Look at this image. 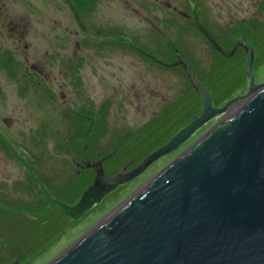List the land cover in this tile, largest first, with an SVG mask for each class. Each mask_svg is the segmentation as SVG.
Wrapping results in <instances>:
<instances>
[{"label":"rangeland","instance_id":"rangeland-1","mask_svg":"<svg viewBox=\"0 0 264 264\" xmlns=\"http://www.w3.org/2000/svg\"><path fill=\"white\" fill-rule=\"evenodd\" d=\"M243 43L264 83V0H0V264H48L227 117ZM185 66L238 99L157 152L199 112Z\"/></svg>","mask_w":264,"mask_h":264},{"label":"water","instance_id":"water-1","mask_svg":"<svg viewBox=\"0 0 264 264\" xmlns=\"http://www.w3.org/2000/svg\"><path fill=\"white\" fill-rule=\"evenodd\" d=\"M244 45L245 102L48 264H264V83L252 82ZM187 70L201 112L157 152L177 147L238 99L214 107Z\"/></svg>","mask_w":264,"mask_h":264},{"label":"flooded vegetation","instance_id":"flooded-vegetation-1","mask_svg":"<svg viewBox=\"0 0 264 264\" xmlns=\"http://www.w3.org/2000/svg\"><path fill=\"white\" fill-rule=\"evenodd\" d=\"M208 31V30H207ZM225 35L224 36H226V37H232V33L230 34V33H228L227 31H225V33H224ZM214 39V38H213ZM88 41H90V40H88ZM217 43H219L221 46H222V48L226 51L227 50V48H226V46H225V44H224V42L223 41H221V40H215ZM95 43V42H94ZM100 44V43H99ZM219 45V46H220ZM213 48H215L214 46H213ZM254 48V47H253ZM216 50H217V48H215ZM255 49V48H254ZM239 54L240 53H238L237 55L239 56ZM220 55H222V54H220ZM223 57V56H222ZM245 57V56H244ZM224 58V57H223ZM185 71V70H184ZM211 99H212V97H211ZM212 103H213V101H212ZM213 105H214V103H213ZM215 106V105H214ZM200 110H201V107L199 108V112H198V114L196 115V116H198L199 115V113H200ZM167 141V140H166ZM150 153V152H149ZM149 153H147V154H149Z\"/></svg>","mask_w":264,"mask_h":264},{"label":"bare ground","instance_id":"bare-ground-1","mask_svg":"<svg viewBox=\"0 0 264 264\" xmlns=\"http://www.w3.org/2000/svg\"><path fill=\"white\" fill-rule=\"evenodd\" d=\"M245 100L246 99H243V100L239 101V103L237 105L235 104L234 107L232 108V112L235 111L243 102H245ZM229 112H231V110Z\"/></svg>","mask_w":264,"mask_h":264},{"label":"trees","instance_id":"trees-1","mask_svg":"<svg viewBox=\"0 0 264 264\" xmlns=\"http://www.w3.org/2000/svg\"><path fill=\"white\" fill-rule=\"evenodd\" d=\"M197 114H198V113H197ZM195 117H196V115H194L193 118H195ZM182 126H184V124H183ZM182 126H181V127H182ZM181 127H179L177 130H179ZM177 130H176V131H177ZM176 131H175V132H176ZM175 132H174V133H175ZM171 136H172V135H171ZM171 136H170L168 139H170ZM166 142H167V141H165L164 143H162V144L159 145L158 147L153 148V150H156V149L160 148V147L163 146ZM149 152H150V151H148V153H149Z\"/></svg>","mask_w":264,"mask_h":264},{"label":"crops","instance_id":"crops-1","mask_svg":"<svg viewBox=\"0 0 264 264\" xmlns=\"http://www.w3.org/2000/svg\"><path fill=\"white\" fill-rule=\"evenodd\" d=\"M83 170H85V171H86L87 169H84V168H83ZM87 171H88V170H87ZM92 175H93V174H92ZM92 178H93V176H92Z\"/></svg>","mask_w":264,"mask_h":264}]
</instances>
